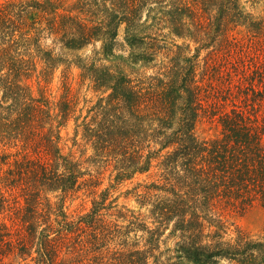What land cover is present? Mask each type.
Wrapping results in <instances>:
<instances>
[{
  "label": "trees",
  "instance_id": "obj_1",
  "mask_svg": "<svg viewBox=\"0 0 264 264\" xmlns=\"http://www.w3.org/2000/svg\"><path fill=\"white\" fill-rule=\"evenodd\" d=\"M241 1L0 0V264H151L150 251L123 237L143 231L158 248L170 226L179 241L162 264H264V233L228 238L222 211L264 207V16ZM28 9L52 18L45 29ZM47 30L70 51L92 47L75 62L100 95L89 122H79L77 99L31 92L38 61L53 73L65 64L38 48ZM192 43L213 48L203 72ZM220 108L221 136L199 139L197 123ZM73 119L74 146L82 128L94 150L88 159L64 152ZM97 160L112 169L100 193L86 167ZM146 173L153 180L126 198L149 208L156 227L129 209L117 210L129 227L109 222L113 191ZM81 193L95 196L93 207L74 216L67 202ZM117 238L129 251L109 256Z\"/></svg>",
  "mask_w": 264,
  "mask_h": 264
},
{
  "label": "rangeland",
  "instance_id": "obj_2",
  "mask_svg": "<svg viewBox=\"0 0 264 264\" xmlns=\"http://www.w3.org/2000/svg\"><path fill=\"white\" fill-rule=\"evenodd\" d=\"M241 3L244 9L254 16H264V0H242ZM72 5L73 4H71V6ZM67 6H69V4H67L66 7ZM26 12H28L27 15L29 17V21L33 22L32 18H36L38 20L36 26L40 27V24H42L44 29L46 28L47 23L52 19L47 18V20H45V18L42 17L41 13L34 12L29 9ZM81 17L84 16L81 15ZM242 30L243 29H240V32ZM36 40L39 41L37 44L38 48H43L44 50L51 51L55 57L64 59L65 64L57 69L55 73H53L52 70L47 69V65L44 62L38 61L39 65L37 71L35 73L30 72L31 79L28 82L29 86H31L32 88V94L35 97H42L43 95H46L52 101L63 100L66 97L77 99L78 104L76 115L81 116L79 122L82 123L86 117H88L87 121L89 122L95 115V113L91 110L97 105L100 95L95 93V91L89 86V83H84L81 80L80 70L75 66V62L76 59L80 56L89 58L92 47H88L81 52L70 51L63 46L62 42L56 35L51 34L48 30L44 31L42 37ZM212 49L198 52L196 49V44H191L192 52L187 53L189 56H192L193 54L199 55V60L201 63L200 72L205 71L204 65L210 58V52ZM218 110L220 111H218V113L214 117L204 116L197 123L195 134L199 139L208 140L221 136L222 125L219 119L221 108ZM262 113L264 114V111H262ZM75 129L76 122L73 119L70 122L69 126L63 131V143L65 145L64 152L66 154L74 152L77 156H80L84 153L85 159H88L94 153L92 145L85 146V144L82 142L83 130L82 128H80V135L79 137H77L79 142L77 143L78 145L74 146ZM98 161L101 160H97V162ZM154 165L155 166L153 168L152 174H154V176L156 174H161L162 171H160V168L158 166V160L154 161ZM86 167H89L88 169L95 176V178H98V180L103 183L99 188L98 193L109 186L111 182V167L102 162H98L96 163V165L94 163L86 164ZM98 172H101V174H98ZM149 174L150 173L140 175L134 180V182H127L125 185L117 186L118 189L113 191L110 199V201H115V207L110 210L108 212L109 215L106 216V219L109 222L117 223L120 225V227H123V229H125L127 226H130V220L133 219V214H142V217L145 218V222L147 223L148 227H156V225L153 224L152 218H150L151 215L149 208H142L136 199L126 198L127 192L131 191L138 182H151L153 180L149 179ZM87 178L89 177L87 176ZM80 196L81 197L79 199L74 197L75 199H69L67 202V206L69 208L68 212L70 214H74V216L85 214L90 211L91 207H93L92 202L95 196H87L83 193H81ZM128 209L131 211L128 213V217L130 220H124L122 218L119 219L117 210H122L124 213H127ZM222 211L224 214L223 216L227 220H229V231L227 234L228 238L235 237L238 234V230H242L253 237H258L264 233V207L260 202L255 201L253 205L249 206L246 209L237 208L234 206H229L227 208L223 207ZM104 213H107V211H105ZM112 214H114V216H110ZM131 229L135 230V228L133 227H131ZM171 230L172 226H170L164 233L161 231L164 235L161 238L162 241L158 243V248L152 243H149L150 236L148 233H144L143 231L139 230L132 231L129 237L124 236L123 240L127 239L128 242L132 245V248L133 244H136L137 247L150 251L153 255L151 258V264H162L163 262H165L166 258L176 255L175 249L177 247L179 239L171 236ZM109 246L111 250L109 256H112V253L116 250H118L119 252L129 251L127 250V247L123 248L122 241L118 238ZM155 247L156 250L154 249ZM6 264L36 263L32 260H24L20 257L11 256L10 258L6 259Z\"/></svg>",
  "mask_w": 264,
  "mask_h": 264
}]
</instances>
